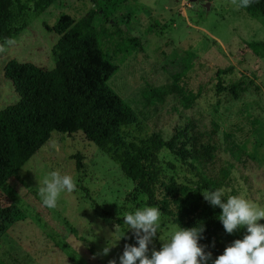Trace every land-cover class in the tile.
<instances>
[{"label":"rangeland","instance_id":"374dc122","mask_svg":"<svg viewBox=\"0 0 264 264\" xmlns=\"http://www.w3.org/2000/svg\"><path fill=\"white\" fill-rule=\"evenodd\" d=\"M36 1L22 0L27 8L16 24L23 21L26 26L0 52V109L19 98L4 75L5 65L17 60L51 69L52 48L62 35L57 30L59 16L69 14L73 25L93 10L90 0H54L38 11ZM239 4L240 0H127L99 32L116 65L110 87L134 111L135 128L157 132L166 143L158 156L168 191L182 198L193 195L199 180L196 169L212 175L231 163L225 198L239 195L264 207V57L246 47L247 41L264 40V19ZM131 36L140 39L139 47L125 42ZM189 52L191 68L185 61ZM174 81L184 87V95L202 90L192 106L184 107L179 94L145 102L146 92ZM189 118L210 147L213 164L205 171L192 159L186 132ZM53 171L71 175L77 188L63 192L57 207L49 209L39 189ZM157 194L162 198L167 190L160 188ZM144 207L158 208L148 205L147 197L136 191L120 167L81 131L71 135L54 131L18 175L0 188L1 249L15 264H109L110 260L120 264L125 244L138 246L123 217ZM177 228L162 213L159 247L154 239L149 256ZM105 246L111 250L101 255Z\"/></svg>","mask_w":264,"mask_h":264},{"label":"trees","instance_id":"16d2710c","mask_svg":"<svg viewBox=\"0 0 264 264\" xmlns=\"http://www.w3.org/2000/svg\"><path fill=\"white\" fill-rule=\"evenodd\" d=\"M53 1L37 0L34 7L42 11ZM90 1L93 10L73 25L69 14L59 16L57 30L62 35L52 48L55 62L51 69L17 60L5 65L4 75L11 79L19 98L0 109V188L18 175L20 168L40 150L52 132L71 135L81 131L88 141L120 167L135 184L136 191L147 197L148 205L157 206L178 227L204 225L199 243L207 246L204 250L211 252L214 260L222 254L225 246L235 239H242L245 230L226 233L217 218L222 210L218 206L213 208L201 192L223 188L233 165H221L212 175L200 174L196 169L199 180L193 195L182 198L168 191L161 177L158 156L166 143L157 132L135 128L134 111L109 85L116 65L103 48L99 27L109 22L111 15L127 0ZM26 8L22 0H0V44L25 28L26 23L16 24V21ZM243 8L264 19V0H256ZM125 42L132 48L141 44L136 36L127 37ZM246 47L264 57V40L247 41ZM192 60L193 55L189 52L185 58L188 68L193 65ZM184 91V87L174 81L146 92L145 102L150 103L154 96L164 99L168 94H179L183 106L188 108L202 92L197 90L184 95ZM186 132L192 159L197 168L205 171L213 164L205 135L191 118L187 121ZM75 157L79 160L78 155ZM160 188L167 190L162 198L157 194ZM118 222L123 220L118 219ZM155 242L159 247V241L155 239ZM12 263L15 264L16 260L0 245V264Z\"/></svg>","mask_w":264,"mask_h":264},{"label":"clouds","instance_id":"9594fccd","mask_svg":"<svg viewBox=\"0 0 264 264\" xmlns=\"http://www.w3.org/2000/svg\"><path fill=\"white\" fill-rule=\"evenodd\" d=\"M255 2L256 0H240L238 6L249 7ZM12 43V39L5 41V44ZM5 50V46L0 44V52ZM76 188L77 184L71 175L53 171L44 177L39 196L43 205L54 209L63 192L71 193ZM201 194L213 208L218 206L222 210L217 218L226 233L234 234L245 230L242 239H235L225 247L222 254L212 260V253L204 250L207 246L199 243L205 231L204 225L178 227L158 250L153 247L149 256V245L158 238L157 233L162 225V213L156 207H144L123 217L138 246L125 244L119 257L120 264H208L209 260H212V264H264V224L259 223L264 219V207L239 195H229L225 200L223 188ZM110 250V246H105L100 254L107 255ZM109 264H116V261L110 260Z\"/></svg>","mask_w":264,"mask_h":264},{"label":"water","instance_id":"95a60500","mask_svg":"<svg viewBox=\"0 0 264 264\" xmlns=\"http://www.w3.org/2000/svg\"><path fill=\"white\" fill-rule=\"evenodd\" d=\"M204 6L209 9V2L204 3Z\"/></svg>","mask_w":264,"mask_h":264}]
</instances>
